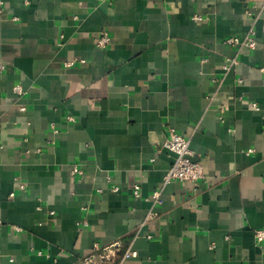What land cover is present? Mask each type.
I'll return each mask as SVG.
<instances>
[{"label": "crops", "instance_id": "1", "mask_svg": "<svg viewBox=\"0 0 264 264\" xmlns=\"http://www.w3.org/2000/svg\"><path fill=\"white\" fill-rule=\"evenodd\" d=\"M0 6V264H77L115 240L138 252L120 264H264V0ZM253 25L254 49L224 42ZM171 129L205 176L154 204Z\"/></svg>", "mask_w": 264, "mask_h": 264}, {"label": "built area", "instance_id": "2", "mask_svg": "<svg viewBox=\"0 0 264 264\" xmlns=\"http://www.w3.org/2000/svg\"><path fill=\"white\" fill-rule=\"evenodd\" d=\"M0 3L2 4L3 0H1ZM1 13L2 7L0 6V14ZM255 34L256 31L253 25L244 37L229 36L224 42L231 46H248L249 48L254 49L256 47ZM110 41V35L108 32L104 31L97 40V46L100 48L107 47L110 44ZM76 61L77 60H69L66 62V66L74 65ZM235 65H237V58H228L227 63L224 65V70L228 72ZM13 91L17 94H22L23 88L21 85H15ZM70 119L74 120L72 117H70ZM162 146L175 153V160L163 178L162 188L154 191L152 194L150 200L153 201L154 204L162 203V189L167 184L173 181H190L197 184L205 176L202 164L200 161L194 159V154L190 149V139L186 138L175 129H171ZM75 171L79 172L77 169H75ZM20 187L25 188V184L20 183ZM133 194L135 197L141 196V186L139 183L134 184ZM11 195L13 196L14 192L11 193ZM50 215L54 216V212L51 211ZM153 215L154 212L151 211L148 216L151 217ZM147 237L151 238L152 236L148 235ZM255 237L257 242H264V229H256ZM137 256V250L134 249L132 245L125 246L121 240H115L108 244H100L96 242L93 245L92 251L81 257L77 264H120L126 259Z\"/></svg>", "mask_w": 264, "mask_h": 264}]
</instances>
